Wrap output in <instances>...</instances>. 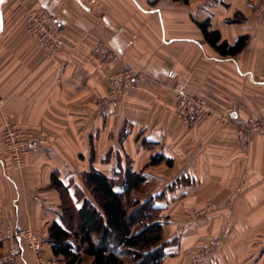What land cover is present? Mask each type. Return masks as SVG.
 Masks as SVG:
<instances>
[{
  "label": "crops",
  "instance_id": "obj_1",
  "mask_svg": "<svg viewBox=\"0 0 264 264\" xmlns=\"http://www.w3.org/2000/svg\"><path fill=\"white\" fill-rule=\"evenodd\" d=\"M30 1L59 19L65 45L50 58L27 31L7 29L10 0H0L4 251L14 244L19 264H35L24 241L7 233L31 228L46 247L44 258L57 261L49 229L61 223L63 211L52 176L74 198L71 180L92 167L115 179L127 156L133 172L160 185L151 196L163 195L157 205L167 219L165 264H181L191 253L200 264H264V134L243 151L237 132L240 124L264 117L261 0ZM235 17L241 19L234 23ZM205 21L230 46L248 37L246 47L222 57L199 28ZM99 44L119 60L95 56ZM127 68L138 74L135 85L111 97V78ZM177 92L199 97L209 118L232 112L230 121L187 125L175 111ZM7 119L46 138L21 170L3 154ZM155 156L163 162L150 166ZM218 237L222 242L214 245Z\"/></svg>",
  "mask_w": 264,
  "mask_h": 264
},
{
  "label": "trees",
  "instance_id": "obj_2",
  "mask_svg": "<svg viewBox=\"0 0 264 264\" xmlns=\"http://www.w3.org/2000/svg\"><path fill=\"white\" fill-rule=\"evenodd\" d=\"M198 25L206 42L222 57L236 56L247 45L246 36L234 46L222 41L219 31L210 30V21ZM162 162L163 157L155 156L150 166ZM116 177L109 178L94 167L84 173L83 184L93 199L82 197L79 209L77 192L72 198L70 187L52 176V188L67 197L61 223L49 229L52 252L60 264H165L167 219L157 205L163 195L135 199L148 180L131 167L118 168Z\"/></svg>",
  "mask_w": 264,
  "mask_h": 264
},
{
  "label": "built area",
  "instance_id": "obj_3",
  "mask_svg": "<svg viewBox=\"0 0 264 264\" xmlns=\"http://www.w3.org/2000/svg\"><path fill=\"white\" fill-rule=\"evenodd\" d=\"M258 10H264V0H262L258 6ZM30 24L29 33L39 48L50 58L57 56L65 45V32L59 19L54 14L44 10L43 14H35L30 20ZM94 54L106 62H115L119 60V55L104 44H99L95 48ZM137 75L134 69L127 68L125 71L113 76L111 78L112 87L110 88V96L117 98L121 94L123 88L135 83ZM2 104L3 102L0 100V106ZM176 113L181 120L195 126L204 121L210 111L198 97L184 92H177ZM231 116L232 112H228L225 117H228L230 120ZM262 134H264V121H251L240 124L238 128L240 148L243 151L246 150L251 138L255 135ZM45 144L46 138L40 131L33 128H17L8 119L6 120L3 130V154L11 160L16 169H23L25 167L26 156L39 150ZM12 236L26 241L28 250L35 254L38 264H56L50 262L46 263L39 256L42 250V242L34 232L30 230H20L17 233L13 232ZM221 242L222 238L218 237L214 245L221 244ZM12 263V258L6 260V264Z\"/></svg>",
  "mask_w": 264,
  "mask_h": 264
},
{
  "label": "rangeland",
  "instance_id": "obj_4",
  "mask_svg": "<svg viewBox=\"0 0 264 264\" xmlns=\"http://www.w3.org/2000/svg\"><path fill=\"white\" fill-rule=\"evenodd\" d=\"M262 2V0H261ZM6 14H7V29H10V30H20V31H27L28 34H29V37L31 38L32 42L38 46L36 44V42L33 40V38L31 37L30 33H29V30H30V27H31V24H30V20L33 18V16L35 14H43V11L44 10H40V9H36L33 7L32 3L30 0H10L9 4L7 5L6 7ZM241 18L240 17H235L233 22L236 23L238 20H240ZM39 47V46H38ZM138 78V75L137 77ZM135 85V84H133ZM133 85L131 86H127L125 88H123L121 94L119 96H122L123 93H124V90L129 88V87H132ZM112 87V85H110V88ZM110 88L108 90V93L110 95ZM118 96V97H119ZM199 98V97H198ZM200 99V98H199ZM177 109V94H176V106H175V111ZM208 109V108H207ZM209 110V109H208ZM229 112V111H228ZM177 114V113H176ZM211 115V112L209 113V115L205 118L204 121L208 120V119H215L214 121L215 122H220L221 124H226L227 122H229V118L228 117H225L227 115L226 114H223L221 117H210L209 116ZM178 116V115H177ZM179 118V117H178ZM180 119V118H179ZM227 120V121H226ZM180 121H183L180 119ZM203 121V122H204ZM251 121H255V122H263L264 121V117H261V118H253V119H249L248 121L246 122H251ZM184 122V121H183ZM186 123V122H184ZM187 125L189 126H193L191 124H188L186 123ZM238 128L239 126L237 127V132H238ZM91 157L93 159H97V152L93 151ZM121 162V165L117 166L116 169L118 168H122V169H128L129 167H132V161L130 160L129 157H125L123 159H120L119 160V163ZM94 163H97V162H94ZM114 168V169H115ZM115 169V170H116ZM160 173L159 174H162L161 171H159ZM123 175H119V178H122ZM82 178L83 176L81 175H78L75 179L71 180L70 181V186L72 188V190L76 193L77 192V195H78V204H81L82 203V197H89L91 199L92 196L90 195V193L87 191L86 187L84 186L83 184V181H82ZM158 182H150L148 183L144 189L141 190L140 193H136L134 195V198L135 199H139V200H147L151 194L153 192H155V190H157L158 186H160L159 184H157ZM76 188V190H75ZM73 192V193H74ZM65 198H67L65 196V193H61L59 192V200H60V209L63 211L64 207H65ZM161 216H163V213H161ZM22 230H30L32 232H34L35 234H37V236L40 238L41 240V237H40V234L35 232L33 229L31 228H26V229H22ZM11 232V233H10ZM14 231L8 229L7 230V233L9 234H12ZM24 241V240H23ZM42 242V240H41ZM14 243V242H13ZM25 243V247L27 248L28 250V247H27V243L26 241H24ZM209 246H207L208 248ZM45 246L43 245L42 243V250L40 251V257L43 259L44 262L46 263H49L50 261H47L46 258H44V252H45ZM9 251V252H8ZM7 252L4 251V246H0V264H6V260L8 258H12L13 260V263L12 264H19V256L16 254V249L14 247V244L12 247L9 248ZM28 252L34 257V260H35V264H38L37 263V258L35 256L34 253L30 252L28 250ZM203 252H206V250H203ZM50 263H56V264H60L58 261H51ZM201 261L199 260V257H194V255L191 253L187 256V258L185 259L184 258V261L181 263V264H200Z\"/></svg>",
  "mask_w": 264,
  "mask_h": 264
}]
</instances>
